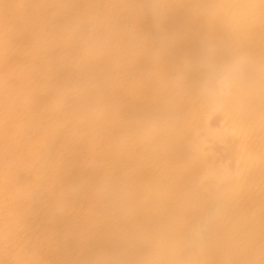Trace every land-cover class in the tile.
<instances>
[{
  "label": "bare ground",
  "instance_id": "1",
  "mask_svg": "<svg viewBox=\"0 0 264 264\" xmlns=\"http://www.w3.org/2000/svg\"><path fill=\"white\" fill-rule=\"evenodd\" d=\"M0 264H264V0H0Z\"/></svg>",
  "mask_w": 264,
  "mask_h": 264
}]
</instances>
